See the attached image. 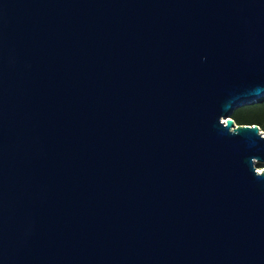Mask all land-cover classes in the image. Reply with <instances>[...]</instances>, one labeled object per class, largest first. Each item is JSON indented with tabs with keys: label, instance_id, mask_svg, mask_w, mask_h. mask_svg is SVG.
<instances>
[{
	"label": "water",
	"instance_id": "water-1",
	"mask_svg": "<svg viewBox=\"0 0 264 264\" xmlns=\"http://www.w3.org/2000/svg\"><path fill=\"white\" fill-rule=\"evenodd\" d=\"M263 99L264 0H0V264H264Z\"/></svg>",
	"mask_w": 264,
	"mask_h": 264
},
{
	"label": "trees",
	"instance_id": "trees-1",
	"mask_svg": "<svg viewBox=\"0 0 264 264\" xmlns=\"http://www.w3.org/2000/svg\"><path fill=\"white\" fill-rule=\"evenodd\" d=\"M232 118L237 124H255L262 131H264V99L256 103L237 108L233 112ZM256 166L258 167V169H260L262 167V164L258 163Z\"/></svg>",
	"mask_w": 264,
	"mask_h": 264
}]
</instances>
